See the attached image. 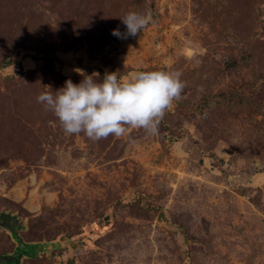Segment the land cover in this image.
<instances>
[{"label": "rangeland", "instance_id": "rangeland-1", "mask_svg": "<svg viewBox=\"0 0 264 264\" xmlns=\"http://www.w3.org/2000/svg\"><path fill=\"white\" fill-rule=\"evenodd\" d=\"M78 70L185 87L156 134L97 141L37 102ZM2 211L21 264H264V0H0ZM16 246L0 231L1 255Z\"/></svg>", "mask_w": 264, "mask_h": 264}, {"label": "clouds", "instance_id": "clouds-1", "mask_svg": "<svg viewBox=\"0 0 264 264\" xmlns=\"http://www.w3.org/2000/svg\"><path fill=\"white\" fill-rule=\"evenodd\" d=\"M119 19L126 31L114 29L111 34L120 39L135 37L154 23L150 10L130 11ZM78 71L83 77L78 84L69 79L56 91L46 86L37 102L54 113L66 134L83 133L97 141L110 135L122 137L129 128L156 134L166 110L185 87L179 71H136L126 77L118 76L119 71L103 77Z\"/></svg>", "mask_w": 264, "mask_h": 264}, {"label": "water", "instance_id": "water-1", "mask_svg": "<svg viewBox=\"0 0 264 264\" xmlns=\"http://www.w3.org/2000/svg\"><path fill=\"white\" fill-rule=\"evenodd\" d=\"M23 229L24 227L21 226V219L16 215L10 212H0V231H7L19 249L16 253L7 255L0 254V264H21L22 257L27 254L26 246L29 245L24 243L19 235V232Z\"/></svg>", "mask_w": 264, "mask_h": 264}, {"label": "flooded vegetation", "instance_id": "flooded-vegetation-1", "mask_svg": "<svg viewBox=\"0 0 264 264\" xmlns=\"http://www.w3.org/2000/svg\"><path fill=\"white\" fill-rule=\"evenodd\" d=\"M17 247V246H16ZM16 251H17V248H15V250L13 251V253H16ZM12 254V253H11ZM23 259H25V258H29V257H25V256H23L22 257Z\"/></svg>", "mask_w": 264, "mask_h": 264}, {"label": "trees", "instance_id": "trees-1", "mask_svg": "<svg viewBox=\"0 0 264 264\" xmlns=\"http://www.w3.org/2000/svg\"><path fill=\"white\" fill-rule=\"evenodd\" d=\"M53 50V49H52ZM41 251H39L37 254H39Z\"/></svg>", "mask_w": 264, "mask_h": 264}]
</instances>
